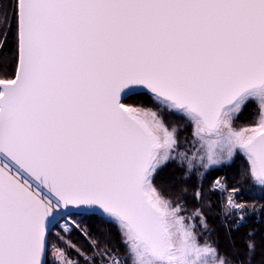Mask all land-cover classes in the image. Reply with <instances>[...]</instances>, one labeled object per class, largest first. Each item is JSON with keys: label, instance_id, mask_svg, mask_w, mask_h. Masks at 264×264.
<instances>
[{"label": "snow or ice", "instance_id": "obj_1", "mask_svg": "<svg viewBox=\"0 0 264 264\" xmlns=\"http://www.w3.org/2000/svg\"><path fill=\"white\" fill-rule=\"evenodd\" d=\"M213 193L264 213V0H0V264H252Z\"/></svg>", "mask_w": 264, "mask_h": 264}, {"label": "trees", "instance_id": "obj_2", "mask_svg": "<svg viewBox=\"0 0 264 264\" xmlns=\"http://www.w3.org/2000/svg\"><path fill=\"white\" fill-rule=\"evenodd\" d=\"M144 103L148 105V101L145 100ZM251 112H246L240 120L241 124H246L252 119ZM174 169L169 167L165 169L162 173V180L164 182H168L172 177ZM222 176L228 177L229 184L236 183V177L238 175V169H223L219 173ZM215 175V173H213ZM212 177H208L205 180V188L208 186V182ZM196 181L193 180L189 185V194L185 197L189 209H193L196 206V202L192 199L191 193ZM174 189L178 190L179 182L175 184ZM259 193L253 191L250 187L245 186L242 189L240 194V198L243 200H248L250 197H259ZM209 199L212 202V211L207 212V222L209 225V231L211 233L210 237H207L209 243L218 244L219 250L221 253L233 254L235 249L240 250V254L233 255L234 261H239L243 259V250H244V241L247 238L249 232H252L254 238L258 244V250L256 252L255 257L253 258L252 264H262L264 261V213L259 212L260 217H258V213H253V216L248 218V221L242 224L238 231H234L231 234V240L225 232L224 228V219L220 213V205L223 197L219 193L210 194ZM89 231L94 236H100L101 232H104V241L110 243L113 247H119V239L116 235L115 229L111 227H102L97 221L88 220L87 224ZM111 233V235H108ZM72 240L79 244L81 247L86 248V243L82 237L78 234H72ZM233 244L235 245V249L233 248ZM124 253L121 252V255Z\"/></svg>", "mask_w": 264, "mask_h": 264}, {"label": "rangeland", "instance_id": "obj_3", "mask_svg": "<svg viewBox=\"0 0 264 264\" xmlns=\"http://www.w3.org/2000/svg\"><path fill=\"white\" fill-rule=\"evenodd\" d=\"M146 105V104H145ZM254 119V116H252V119L249 121V122H251L252 120ZM248 122V123H249ZM255 192H258V191H255ZM259 193V192H258ZM256 213H258V217H256V218H259L260 217V215H259V211H257ZM251 216H253V213L252 214H250L248 217H247V219L244 221V223H246L247 221H248V218H250ZM243 223V224H244ZM86 224H88V220L86 221Z\"/></svg>", "mask_w": 264, "mask_h": 264}]
</instances>
